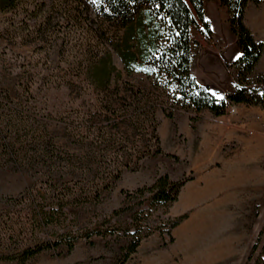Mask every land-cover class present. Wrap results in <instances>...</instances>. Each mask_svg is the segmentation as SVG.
Masks as SVG:
<instances>
[{
  "label": "rangeland",
  "instance_id": "obj_1",
  "mask_svg": "<svg viewBox=\"0 0 264 264\" xmlns=\"http://www.w3.org/2000/svg\"><path fill=\"white\" fill-rule=\"evenodd\" d=\"M203 15L208 28L199 19L190 28V72L201 86L223 97L237 87L233 61L240 50L226 7L218 0H203ZM243 21L253 37L264 42V4L249 3ZM111 24L85 0H16L0 7V86L9 90L14 103L22 101L21 108L35 123L51 126L44 133L57 131L64 116L74 123L102 126L115 116L112 108H122L107 107L90 93L103 88L90 65L112 38ZM111 58L120 74L108 88H157L143 74H127L114 52ZM262 73L264 51L246 85L264 96V82L257 78ZM113 98L121 100L119 94ZM156 119L160 153L145 156L136 169H122L112 189L98 198L67 204L43 227L27 226L30 241H59L28 264H120L124 247L137 236L141 239L136 251L124 264H251L252 246L264 242V107L229 103L223 114L215 115L163 99ZM147 138L142 128L120 127L115 141L90 143L83 152L96 156L95 182L107 166L133 164ZM45 169L43 160L22 170L0 165L1 219L18 222L24 211L21 193L28 186L46 188L37 171ZM164 174L172 180L191 176L165 211L150 203L149 192H136ZM202 189L207 192L200 204L182 203L188 192ZM205 207L214 214L213 228L204 232L194 254L183 240L182 226ZM118 208L123 209L114 214ZM180 214L186 215L180 224L170 234L164 232L161 224ZM3 232L0 256L12 253L18 241L6 240ZM0 264L16 263L0 259Z\"/></svg>",
  "mask_w": 264,
  "mask_h": 264
},
{
  "label": "trees",
  "instance_id": "obj_2",
  "mask_svg": "<svg viewBox=\"0 0 264 264\" xmlns=\"http://www.w3.org/2000/svg\"><path fill=\"white\" fill-rule=\"evenodd\" d=\"M15 1L0 0V7H9ZM85 1L99 17L108 18L113 26L108 45L90 65L97 84L103 88H92L90 93L107 107L120 104L122 108H112L115 116L107 118L112 121L102 126L74 123L64 116L57 131L52 129L44 133L46 127L51 129V126L35 123L21 108L22 101L14 103L9 90L0 86V165L9 164L16 170H22L43 160L46 169L37 171L43 177L42 181L48 183L43 190L30 186L24 189L20 195L24 211L17 223L0 218V232L4 231L6 240L18 237L13 252L2 254L0 259L13 260L16 264H28L34 255L59 245L57 240L30 241L27 236L29 224L43 227L49 222L51 214L63 211L67 204L98 198L102 191L112 189L122 169H136L142 158L161 152L156 133V109L163 99L178 103L184 109L196 112L206 109L215 115L223 114L229 103H251L264 107V96L252 93L246 86L264 51V42L256 40L243 21L247 5L264 4V0H218L227 9L229 28L236 36L240 50L233 61L237 69V87L223 97H217L201 86L190 72V28L197 19L208 28L203 15V0ZM112 52L118 56L127 74H143L157 88H108L120 74L112 62ZM257 78L264 82V73ZM115 94H119L121 100H115ZM166 115L173 117V112L168 111ZM118 116L120 121L116 120ZM120 127H124L125 131L142 128L148 137L147 146L139 149L133 164L124 162L107 166L95 182V174L99 172L94 163L96 156L83 152V149L92 142L97 145L115 141V132ZM21 131H24V137L19 139ZM190 179L191 176H186L172 180L166 174L159 175L150 185L137 188L136 192L141 195L149 192L150 203L165 211L177 199L182 185ZM51 186L54 190L50 194ZM122 209H114L113 213L117 214ZM185 216L180 214L167 218L161 224L163 231L170 234ZM140 239L141 236H137L128 242L121 254L120 264H124L136 251ZM71 246L72 243L69 248ZM258 246V242L252 246L248 257L251 264H264V242Z\"/></svg>",
  "mask_w": 264,
  "mask_h": 264
},
{
  "label": "bare ground",
  "instance_id": "obj_3",
  "mask_svg": "<svg viewBox=\"0 0 264 264\" xmlns=\"http://www.w3.org/2000/svg\"><path fill=\"white\" fill-rule=\"evenodd\" d=\"M205 192L207 191L204 189L188 192L186 195H184L182 203L198 205L202 199H204L205 195L203 193ZM216 213H218V211ZM210 214L214 215L213 212L211 213L206 207L199 209L195 211L191 215L190 220L182 226V236L184 237L183 240L188 245L189 250L194 252V254L197 253V246L199 244V240H201V238L204 236V232L213 228V217Z\"/></svg>",
  "mask_w": 264,
  "mask_h": 264
}]
</instances>
